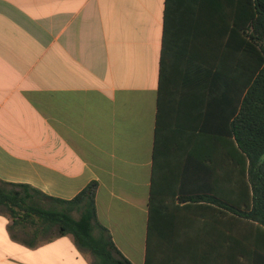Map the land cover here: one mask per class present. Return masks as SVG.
Returning <instances> with one entry per match:
<instances>
[{"label":"crops","instance_id":"0c3cea01","mask_svg":"<svg viewBox=\"0 0 264 264\" xmlns=\"http://www.w3.org/2000/svg\"><path fill=\"white\" fill-rule=\"evenodd\" d=\"M231 42L214 0H0V180L66 200L96 182L134 264H264L263 225L218 204L241 178ZM24 235L0 211V264H93Z\"/></svg>","mask_w":264,"mask_h":264},{"label":"trees","instance_id":"16d2710c","mask_svg":"<svg viewBox=\"0 0 264 264\" xmlns=\"http://www.w3.org/2000/svg\"><path fill=\"white\" fill-rule=\"evenodd\" d=\"M214 3L217 20L229 27L231 46L241 50L246 71L242 100L224 128L230 146L242 156L241 178L233 180L236 186L231 189L232 204H218L264 227V0ZM97 186L91 182L66 200L28 184L0 180V211L9 214L14 226L24 229L23 241L29 246L71 235L77 246L92 256L93 264H134L117 247L108 228L97 220ZM261 260L264 262V254Z\"/></svg>","mask_w":264,"mask_h":264}]
</instances>
